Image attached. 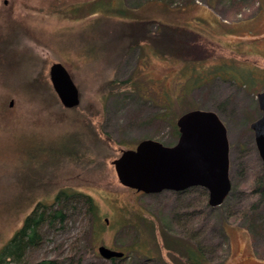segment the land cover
I'll list each match as a JSON object with an SVG mask.
<instances>
[{
	"label": "rangeland",
	"instance_id": "1",
	"mask_svg": "<svg viewBox=\"0 0 264 264\" xmlns=\"http://www.w3.org/2000/svg\"><path fill=\"white\" fill-rule=\"evenodd\" d=\"M139 21L150 32L156 23L186 28L211 54L182 64L145 42L126 48L117 35ZM55 63L78 88L72 110L51 85ZM263 66L264 0H0V250L36 203L70 188L93 197L100 231L68 208L64 225L44 228L30 262L112 264L98 254L105 245L125 254L116 264H170L163 231L197 246L205 264H264V171L249 126L260 116ZM190 110L214 112L225 127L223 203L209 208L195 187L147 196L121 188L112 161L145 139L174 145L172 120Z\"/></svg>",
	"mask_w": 264,
	"mask_h": 264
},
{
	"label": "water",
	"instance_id": "2",
	"mask_svg": "<svg viewBox=\"0 0 264 264\" xmlns=\"http://www.w3.org/2000/svg\"><path fill=\"white\" fill-rule=\"evenodd\" d=\"M49 73L61 105L69 110L76 108L79 91L64 65L53 64ZM255 101L261 115L249 126L264 170V91L257 93ZM175 128L178 136L174 145L165 147L145 139L112 161L119 186L143 196L181 193L196 187L205 190L207 206L216 209L230 190L225 127L214 112L190 110L178 116ZM98 254L106 260L123 258L122 252L105 245L98 248Z\"/></svg>",
	"mask_w": 264,
	"mask_h": 264
},
{
	"label": "trees",
	"instance_id": "3",
	"mask_svg": "<svg viewBox=\"0 0 264 264\" xmlns=\"http://www.w3.org/2000/svg\"><path fill=\"white\" fill-rule=\"evenodd\" d=\"M106 11L111 13L115 12L113 8L108 6ZM117 12L120 11L116 10L115 14ZM148 24L142 21L128 23L126 28L124 26L126 30H122L121 34L117 36L126 41L128 44L126 48L130 49L132 45L138 46L140 41L145 42L150 50L158 57H165L172 61L181 62L182 64H197L200 61L206 60L211 54V51H208L203 42H200L199 35H195L186 28H172L156 23L153 27L154 30L150 32L147 28ZM128 82H112L109 86L112 89L127 87L129 85ZM171 126L175 130L177 137L178 133L175 128L174 119L172 120ZM43 173H32L33 186L39 184L37 178H42ZM45 189L47 188L45 187ZM78 207L83 210L82 212L86 217L92 220L94 230L100 231L102 224L99 218V208L93 197L78 190L76 191L70 188L61 189L54 195L51 203L47 201H39L36 203L32 212L24 218L21 228L13 234L14 236L11 240L0 250V264H63L58 260H43L33 263L28 260L27 256L42 246L44 240V234L42 232L44 228L55 229L58 225H64L68 218L67 209L71 208L75 210ZM126 226L132 227L129 223H126ZM151 231L152 229L150 228L148 234L152 235L153 233ZM160 233L170 264H205L204 255L197 246L181 243L177 240L168 242L163 231ZM252 233H250V240L255 241L254 239L256 238ZM124 256L125 254H123L122 259L110 261L112 264L122 262L125 259ZM143 257L147 259L146 261L151 260L148 254Z\"/></svg>",
	"mask_w": 264,
	"mask_h": 264
},
{
	"label": "flooded vegetation",
	"instance_id": "4",
	"mask_svg": "<svg viewBox=\"0 0 264 264\" xmlns=\"http://www.w3.org/2000/svg\"><path fill=\"white\" fill-rule=\"evenodd\" d=\"M258 112H259V110H258ZM259 114H260V112H259ZM260 115H261V114H260ZM259 117H260V116H259ZM259 117H258V118H259ZM251 135H252V132H251ZM252 138H253V136H252ZM253 144H254V138H253ZM254 149H255V147H254ZM255 150H256V149H255ZM256 154H258L257 151H256ZM228 155H229V150H228ZM261 165H262V164H261ZM262 168H263V166H262ZM263 171H264V170H263Z\"/></svg>",
	"mask_w": 264,
	"mask_h": 264
}]
</instances>
